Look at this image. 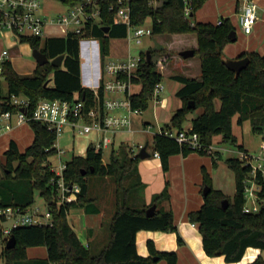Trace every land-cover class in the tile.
<instances>
[{
  "label": "trees",
  "instance_id": "obj_1",
  "mask_svg": "<svg viewBox=\"0 0 264 264\" xmlns=\"http://www.w3.org/2000/svg\"><path fill=\"white\" fill-rule=\"evenodd\" d=\"M66 4H75L84 0H61ZM100 8L99 17L88 21L84 34L70 32L66 35L22 36L21 41H28L33 47H39L50 58L65 53L63 64L54 66L50 61L37 64L33 73L21 74L12 61L2 63V74L7 81V91L0 87V99L11 93L26 94L32 104L40 97L61 99H84L88 105L95 102L93 89L82 82L81 43L83 37H97L100 41L101 64L110 52V38L124 37L128 26L115 21L117 9L127 3L132 22L140 25L151 17L152 34H197V45L192 46L201 61L200 75H188L178 70L169 71V59L176 54L180 58L184 49L174 50L166 46L150 48L151 59L147 52H142L140 74L133 78L141 88L129 95L133 108L144 110L149 105L156 82L163 77L162 69L169 76L181 81L177 89L183 104L174 112L168 127L185 128L184 121L195 108L201 112L191 119V130L198 131L202 142L210 144L213 137L222 134L223 140L237 142L233 132V117L238 114L237 122L242 124L250 120L252 129L261 133L264 129V52L245 50L241 56H248L249 63L236 72L224 59V46L231 41L230 32L234 25L229 17H223L221 23L200 22L193 19L195 10L205 0H164L160 5L155 0H96ZM189 5L191 15L187 16L185 7ZM109 26V29L105 28ZM185 48V49H192ZM159 56L155 59V56ZM192 54V55H194ZM190 57V56H188ZM103 84L100 87L101 100L104 97ZM220 106H216V99ZM194 102L193 106L188 103ZM34 138L21 149L13 138L8 147L0 154V206H20L27 208L35 202L38 191L46 200L53 214L51 225L26 224L14 226L11 230L16 238L12 248L5 245L1 255L5 264H151L164 259L166 264H178L176 250H159L154 240H148L149 254L137 251L136 234L140 229H161L177 232L181 244L184 239L178 232L172 209H156L148 215L147 208L170 197L169 183L154 194L147 203L144 198L145 182L139 173L140 156L132 150V145L122 142L110 154V160L104 162L103 150L93 144L87 147L85 155L74 154L67 160L65 177L68 182H78L81 190L75 200L60 203L51 182V156L57 153L56 132L46 124L31 122ZM153 151H158L165 171L170 166V155L182 152L184 155L196 150L175 138L157 131L153 137ZM242 149V145H239ZM201 153H209L198 150ZM214 163L217 164V159ZM227 163L236 173L235 194L230 197L213 186L212 174L203 167L204 185H210V191L204 194L200 208L191 211L189 218L199 223L203 246L208 255L224 254L227 261H238L244 256L248 246L264 249V205L259 212L244 210L246 200L244 180L250 175L251 166L238 156H228ZM94 167L92 170L91 168ZM86 169L87 172L83 173ZM96 174L101 177L112 176L116 179L115 211L109 229V241L97 252L85 244L74 225L70 222L69 212L81 207L88 213L100 211L95 197L89 195L87 176ZM126 181V182H125ZM258 183L264 195V175L259 172ZM228 198L227 207L222 201ZM1 235V230H0ZM45 245L47 256L29 257L28 247ZM154 256L158 259L155 260ZM248 264H264L262 254Z\"/></svg>",
  "mask_w": 264,
  "mask_h": 264
},
{
  "label": "built area",
  "instance_id": "obj_2",
  "mask_svg": "<svg viewBox=\"0 0 264 264\" xmlns=\"http://www.w3.org/2000/svg\"><path fill=\"white\" fill-rule=\"evenodd\" d=\"M118 1L123 2L124 0ZM257 8L256 0H243L241 27L247 33L254 29L258 19ZM185 13L187 16L191 15L189 5L185 7ZM99 14L100 8L96 0H84L70 4L67 10L56 14V16H48L43 12L42 0H0V35L4 36L5 33H8L17 39H21L22 36L45 37L50 34L46 30L49 23L59 26L63 35L70 32L84 34L87 22L98 18ZM115 21L127 24L126 39L129 42L135 40L137 43H141L145 35L152 33L151 26L137 25L132 22L127 3L118 7ZM221 22L222 20H219L218 23ZM82 39L94 44L97 42L92 37H83ZM97 45L100 44L96 43L98 49ZM98 50L100 51V47ZM8 53L9 49L7 48L1 52L0 72ZM142 59L141 53L133 55L129 52L125 58L120 59H108L107 55L104 64H101L99 81L90 86L95 97V102L91 105H88L82 98L70 100L49 97H40L33 105L30 98L24 93H11L1 98L0 136L25 123L39 121L53 129L57 136L67 125L73 126L82 135L92 131L101 132L99 139L92 144L96 149L104 150L110 147L114 142L115 133L122 129L132 130V114L142 111L133 108L129 99L134 83L133 78L140 74ZM91 78L94 81V75ZM102 84L105 94L101 100L100 87ZM163 88L162 81L156 82L151 99L156 104L162 101ZM111 93L115 95H110ZM118 94H123V96ZM120 109L126 111L120 112ZM159 131L192 149L214 153L216 148L214 142L210 144L202 142L199 132L192 131L190 128L167 127L161 128ZM260 141L257 155L251 154L244 148L238 151V157L244 159L245 163L251 166L250 175L244 180L246 197L244 210L249 212H259L264 205V195L261 194V184L258 183L259 172L264 175V129L261 132ZM55 145L60 158L58 163L53 161L50 163V170L53 172L51 182L57 193V201L60 203L70 202L77 198L81 185L78 182L66 180L67 160L62 158L65 149L59 148L57 139ZM142 146L141 143L138 148L141 149ZM132 150L136 152L135 146H132ZM153 154L159 156L158 151H153ZM6 219H12V224L8 227L1 225V235H4V239L11 235L12 228L17 225H51L53 214L49 207L46 210H41L39 206L27 208L12 205L0 206V220Z\"/></svg>",
  "mask_w": 264,
  "mask_h": 264
},
{
  "label": "crops",
  "instance_id": "obj_3",
  "mask_svg": "<svg viewBox=\"0 0 264 264\" xmlns=\"http://www.w3.org/2000/svg\"><path fill=\"white\" fill-rule=\"evenodd\" d=\"M163 1L164 0H155V4L160 5ZM256 2L258 4V8H257L258 19L256 20V23L253 27L254 28L253 31L250 33L245 32L244 29L241 27L243 0H205L203 5L195 10L194 12L195 15L193 16V19L200 22H205V23L212 22L215 24H217L219 20H222L223 17H229L231 19L234 28L236 29L237 37L235 40H231L225 44L224 57L237 58L240 55V53L245 50H259L260 52L263 53L264 52V0H256ZM69 5L70 4H67L68 7ZM43 12L48 16H52L48 11H46L44 6H43ZM146 21L152 23L151 17H148ZM46 30L50 33L49 35H63L60 27L55 26L54 24L51 23H49L46 26ZM162 35L163 36L161 38V41L163 42V46H166L170 49H173L172 47H174L173 45H175L176 43L178 48L180 49L192 48V46L195 47L198 46L197 34L195 32L162 34ZM9 37L12 36H10V34L8 33H5L4 36L0 35V43L4 45L3 44V41H5L4 39L8 40ZM92 38L95 39V37L93 36ZM82 40L83 39L81 38L80 43L82 42ZM123 40H126L129 46L132 43V41L129 42L126 39V36L111 37L110 52L115 51V53H118L119 47H121L122 43L124 42ZM118 41L122 42L121 45H119ZM10 42L12 43V41ZM28 43L31 45L30 42ZM96 43L100 44V41L95 42V44L94 43L91 44V42L88 41L85 42L84 45L83 44L81 45L82 82L84 85L89 87L93 83L98 82L100 76L101 56L99 54L100 51L98 50L100 45H97L99 47L97 49V56H95ZM112 43L114 44L112 45ZM3 49L4 47L0 50V55ZM142 52L143 51H141L140 53ZM11 54L12 53L10 50L5 58L6 60L12 61L14 67L16 68L15 63L13 62L14 55ZM172 56L173 57L169 59V65H170L169 71H173L176 69L188 75H192V76L200 75L201 61H199L198 55L194 54L190 57L180 58L176 53L173 54ZM0 64H1V57H0ZM17 71L19 72L18 69ZM93 75L95 77L94 81L91 78ZM167 75L169 76V72L167 73ZM171 80L172 82L169 80V82L167 83L166 93L161 95L162 101L159 102L160 104L157 103V106L155 107V115H156L155 119L157 125L156 129L158 131L161 128L168 127L166 125L171 123V118L174 112L178 107H180L183 104V99L178 94H176L177 89L182 85V83L181 81H179L178 79L176 80L175 78ZM131 92L133 91L131 90ZM220 103H221L220 99L217 98L216 106L219 107ZM119 111L124 112L126 110L120 109ZM141 112L133 113L132 118L134 114H140ZM237 118H238V114H236L233 117L232 125H233V132L236 135L238 141V131L236 129L237 128L236 124H238ZM144 123L151 124L152 121L144 120ZM184 127L186 128V126ZM191 127L192 126L190 122L187 128H191ZM13 130H11L10 132L4 135H6L7 137L10 136V139H12L13 137L11 135ZM132 131H134L133 126H132V130L122 129L116 132L114 135V142L112 144V149L118 148L120 143L125 142L126 140H124L125 139L124 135L127 132H132ZM101 134H102L101 132L94 131V133L88 140L87 147L90 144L94 143L96 140H98ZM4 135H1L0 137ZM118 135L121 136L123 135V136L121 138V141L116 143V139ZM94 136H96V138H94ZM222 138H223L222 134L215 135L213 137L214 144L217 145L218 143H221ZM239 145H242L244 149L249 151V148L246 147L245 141H243V143ZM239 149L241 148L239 147ZM148 150L152 153L151 156L146 158H141L138 163L139 173L146 185L144 189L145 201L147 203H150L152 201L154 194L161 192L165 188L167 182L169 183L170 197L164 198L159 203H157L156 209H163V210L172 209L175 216V223H177L178 225V232L181 234L184 241L181 244L179 243L177 239V232L175 231H165L161 229H140L139 231H137L136 234L138 253L142 255H148L149 254L148 240L152 239L154 240L155 245L159 250H176L177 255H179L178 264H248L261 255L262 249L255 246H248L244 252L243 258H241L238 261H227L224 254H218L213 256L208 255L203 246L202 233L199 228V223L193 222L189 218V213L191 211L200 208V206L204 202L203 167H205L207 171L211 173V168H214L215 165L219 164L218 160H217V164L214 163V158H213L214 156L211 155L210 157L207 154L199 152L198 150H194L187 155H184L182 152H178L170 155V166L169 169L165 171L162 167L160 156L153 154V146L151 147V149L148 148ZM74 154L85 155L86 152L85 154L73 153V155ZM235 156H238V154ZM104 181L105 180H102V182ZM216 188L221 189L220 187H216ZM92 197L96 198L97 203L100 206L99 212L88 213L83 208L77 207L71 209V210L76 209L72 214L70 213L71 212L70 210L69 217L71 215L73 216L74 218L73 222L71 221L70 222L74 225V227L76 223L80 224L79 227L80 234L85 235V240L84 241L82 239L81 240L85 244H89L92 251L97 252L101 249L103 245H105L109 241L110 238L109 225L112 215L115 211V205L113 211L109 209V214H110V215L108 214L109 217L108 215L104 217L103 216L104 209L100 204V199L103 197V194L100 193V195H93ZM113 204H115V201L113 202ZM40 246L46 247L45 245H36V246L28 247V256L45 258L47 256V247L45 248L46 249L45 254L30 255V251H31L30 249H33V252L34 251L39 252L41 249H43V248L40 249ZM151 264H166V261L164 259H161Z\"/></svg>",
  "mask_w": 264,
  "mask_h": 264
},
{
  "label": "rangeland",
  "instance_id": "obj_4",
  "mask_svg": "<svg viewBox=\"0 0 264 264\" xmlns=\"http://www.w3.org/2000/svg\"><path fill=\"white\" fill-rule=\"evenodd\" d=\"M42 3L46 11H48L52 16H56L57 13L64 11L68 7L67 4L62 2L61 0H42ZM144 25L145 26L151 25V22L146 21ZM162 36H163L162 34L160 35L148 34L143 37L141 43H137L135 40H132L130 46L128 45L126 40H123L124 41L123 43L121 41H118L119 45H121L122 43V46L119 47L118 53H115V51L114 52L111 51L110 54L108 55V59L125 58L129 52L133 55H139L141 51L147 52V50H150L151 47L154 49L162 48L164 47L163 42L161 41ZM95 39L99 42V39L97 37H95ZM4 40H5L3 41L4 45L0 43V50L3 47L11 50L12 53L11 55H14L13 62L15 63L16 68L19 70V72L22 74L33 73L35 66L37 64V61L33 55V46H31L27 41H20L19 39L14 37H9L8 40L7 39ZM10 41H12V43ZM84 42L85 41L83 39L81 45L82 44L84 45ZM113 44L114 43H112V45ZM173 46L174 47L172 48H174L175 51L180 50V48H178L177 46V43ZM95 56H97V47H95ZM159 56L161 55L156 54L155 59H158ZM162 72H163V77L161 81L164 86L162 90V94H165L167 83L169 82V80L172 82L171 79L173 78L167 75V70L162 69ZM0 87L4 92L7 91V81L2 74H0ZM140 88H141V84L135 82L132 85L131 90L133 92H136L140 90ZM110 95H115V94L111 93ZM120 96H123V94H120ZM156 106L157 104L154 102V100H151L147 108L142 110L140 114H134L132 118L134 131L127 132L124 135L125 137L124 140H126L125 142H128L132 146H135L137 154L140 149L138 148V145L141 143L144 144L147 140H149L150 143L148 148L151 149L152 147L154 133L158 131L156 129L157 125L155 119ZM199 112H201L200 108L193 109V111L188 114V117L184 121L183 126H186L187 128L189 123L191 122V119L194 117V115L198 114ZM144 120H151L152 123L154 124L152 123L145 124ZM236 125H237L236 129L238 131L237 142H233L230 140H223L222 138L221 143H218L216 145L214 154L206 153L210 157L211 155L214 156L219 161V164L215 165L214 168H211V173H209L213 175L212 176L213 185L216 187H220L222 190L225 191L227 196L230 197H232L236 191L235 190L236 173H234V170L231 167H229L227 163V157L237 155L239 151V144L243 143V141H245L246 147L249 148V152L253 155H257L259 153L260 143H261L260 141L261 134L259 132L256 133L253 131L249 119L244 120L242 124H236ZM93 133L94 131L82 135L78 133L76 128H74L71 125H67L63 129V131L57 136V142L59 148L65 149V152L62 155L63 160L70 159L73 153L85 154L86 147L88 145V140L90 139ZM11 136L13 137L14 140H16L19 143L21 149H25L32 142L34 138V131L31 123H25L21 126L16 127L12 131ZM122 136L118 135L116 139V143L121 141ZM94 138H96V136H94ZM9 140H10V136L7 137L6 135H4L0 137V154H2L3 151L8 147ZM111 150H112V145L103 150L104 162L110 160ZM59 158H60L59 153H55L54 155L51 156L50 159L54 163H58ZM87 179L89 184V195L93 196V195H100V193L103 194V197L100 199V204L104 209L103 216L104 217L107 216L109 214V209L113 211L115 205L113 204V202L115 201L114 194L117 185L116 179L112 176L101 177L96 174L88 175ZM102 180L105 181L102 182ZM31 206L32 207L39 206L41 210H46L48 208V204L46 200L38 191L36 192L35 202ZM75 210L76 209L71 210L70 213L71 214L74 213ZM69 219L71 222H73L74 218L71 215ZM11 224H12V219L0 220V227L1 225L3 227H8ZM75 227L78 233L80 234V230H79L80 224L76 223ZM80 238L84 241L85 235L80 234ZM5 244L6 241L4 239V235H0V264H5V259L1 255V250ZM45 248L46 247L40 246V249L43 251L40 250L39 252H35V251L33 252V249H30L31 250L30 255L45 254L46 253Z\"/></svg>",
  "mask_w": 264,
  "mask_h": 264
},
{
  "label": "water",
  "instance_id": "obj_5",
  "mask_svg": "<svg viewBox=\"0 0 264 264\" xmlns=\"http://www.w3.org/2000/svg\"><path fill=\"white\" fill-rule=\"evenodd\" d=\"M106 30L109 29V26H107L105 28ZM237 37L236 35V29H232L230 32V39L231 40H235ZM195 53L194 48L192 49H184L181 51V54L188 57V56H192V54ZM33 55L35 57V59L37 60L38 64L42 65L48 61H50L54 66H61L63 64V59L65 57V53H61L53 58H50L46 52L42 51L39 47H33ZM147 58L148 60L151 59V52L150 50H147ZM223 61H225L227 63V65L235 70L236 72H240L241 69L243 67H245L248 63H249V57L248 56H241L240 58H229V57H224ZM97 83V82H96ZM194 102L190 101L188 103V106H193ZM148 146H149V140H147L143 146L141 147V149L138 152V155L140 156V158H146L151 156V152L148 150ZM92 170L94 169V167L91 168ZM87 170L84 169L83 173H86ZM210 185L206 184L203 187L204 190V194H207L210 191ZM228 204V199L225 198L222 201V205L224 207H227ZM157 208V203H153L151 204L147 210L146 213L148 215L153 214L156 211ZM6 244L5 246L8 248H12L15 244H16V238L13 234H11L9 237L5 238ZM262 256L264 257V249H262L261 251ZM154 259L157 260L158 258L156 256H154Z\"/></svg>",
  "mask_w": 264,
  "mask_h": 264
}]
</instances>
